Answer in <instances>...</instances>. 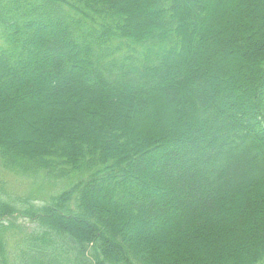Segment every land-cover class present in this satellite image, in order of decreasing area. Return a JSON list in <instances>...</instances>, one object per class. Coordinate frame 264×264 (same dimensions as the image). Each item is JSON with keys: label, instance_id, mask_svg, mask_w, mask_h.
Masks as SVG:
<instances>
[{"label": "trees", "instance_id": "1", "mask_svg": "<svg viewBox=\"0 0 264 264\" xmlns=\"http://www.w3.org/2000/svg\"><path fill=\"white\" fill-rule=\"evenodd\" d=\"M0 173V264H264V0H0Z\"/></svg>", "mask_w": 264, "mask_h": 264}, {"label": "rangeland", "instance_id": "2", "mask_svg": "<svg viewBox=\"0 0 264 264\" xmlns=\"http://www.w3.org/2000/svg\"><path fill=\"white\" fill-rule=\"evenodd\" d=\"M225 1H229V0H224ZM220 8L218 10H216V15L217 17L221 16L224 14L225 10H224V5L222 2H220ZM135 21H140V19L135 18ZM238 58V57H237ZM234 60H236L234 58ZM1 174V173H0ZM5 179H7V181L9 182V191L12 193H16V194H23V195H28L31 194V191L33 190L34 185L32 184L31 181L26 180V179H22V178H18L12 175H2ZM18 223H27L26 220H24L23 218H17ZM140 224V223H139ZM143 232L147 235L148 233V229H153L156 227V225H145L144 224V220H142L141 224H140ZM155 226V227H154Z\"/></svg>", "mask_w": 264, "mask_h": 264}]
</instances>
